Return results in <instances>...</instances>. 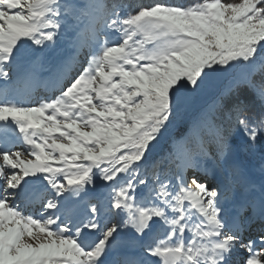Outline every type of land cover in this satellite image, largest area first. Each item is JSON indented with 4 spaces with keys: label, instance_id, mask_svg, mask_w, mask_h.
Masks as SVG:
<instances>
[{
    "label": "snow or ice",
    "instance_id": "1",
    "mask_svg": "<svg viewBox=\"0 0 264 264\" xmlns=\"http://www.w3.org/2000/svg\"><path fill=\"white\" fill-rule=\"evenodd\" d=\"M0 264H264V0H0Z\"/></svg>",
    "mask_w": 264,
    "mask_h": 264
},
{
    "label": "rangeland",
    "instance_id": "2",
    "mask_svg": "<svg viewBox=\"0 0 264 264\" xmlns=\"http://www.w3.org/2000/svg\"><path fill=\"white\" fill-rule=\"evenodd\" d=\"M184 126L183 125H181V128H183Z\"/></svg>",
    "mask_w": 264,
    "mask_h": 264
},
{
    "label": "trees",
    "instance_id": "3",
    "mask_svg": "<svg viewBox=\"0 0 264 264\" xmlns=\"http://www.w3.org/2000/svg\"><path fill=\"white\" fill-rule=\"evenodd\" d=\"M241 155H244L243 153H241Z\"/></svg>",
    "mask_w": 264,
    "mask_h": 264
}]
</instances>
